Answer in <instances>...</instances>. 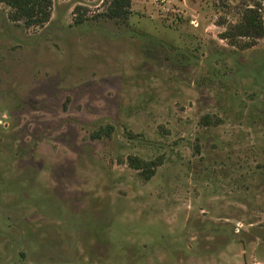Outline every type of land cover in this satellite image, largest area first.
I'll return each instance as SVG.
<instances>
[{"label": "rangeland", "instance_id": "1", "mask_svg": "<svg viewBox=\"0 0 264 264\" xmlns=\"http://www.w3.org/2000/svg\"><path fill=\"white\" fill-rule=\"evenodd\" d=\"M111 1L0 3V264H264V0Z\"/></svg>", "mask_w": 264, "mask_h": 264}, {"label": "trees", "instance_id": "2", "mask_svg": "<svg viewBox=\"0 0 264 264\" xmlns=\"http://www.w3.org/2000/svg\"><path fill=\"white\" fill-rule=\"evenodd\" d=\"M11 9L9 18L13 22H23L26 27L40 26L46 23L50 17L51 0H0ZM131 0H112L104 16L108 19H125L130 14ZM81 20L77 21L80 22ZM223 39L228 40L233 46L238 45V39H247L243 47H250L253 42L264 38V21L254 9L243 14L241 21L230 26ZM205 122H207V119ZM109 128L101 129L92 135L98 139L108 136ZM128 166L139 172L144 180H149L161 162L159 159L143 161L137 157L127 158Z\"/></svg>", "mask_w": 264, "mask_h": 264}, {"label": "built area", "instance_id": "3", "mask_svg": "<svg viewBox=\"0 0 264 264\" xmlns=\"http://www.w3.org/2000/svg\"><path fill=\"white\" fill-rule=\"evenodd\" d=\"M158 2H160V3H162L163 2V0H157Z\"/></svg>", "mask_w": 264, "mask_h": 264}]
</instances>
